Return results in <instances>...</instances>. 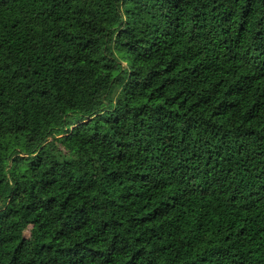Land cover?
<instances>
[{"label": "trees", "instance_id": "1", "mask_svg": "<svg viewBox=\"0 0 264 264\" xmlns=\"http://www.w3.org/2000/svg\"><path fill=\"white\" fill-rule=\"evenodd\" d=\"M0 264H264V0H0Z\"/></svg>", "mask_w": 264, "mask_h": 264}, {"label": "rangeland", "instance_id": "2", "mask_svg": "<svg viewBox=\"0 0 264 264\" xmlns=\"http://www.w3.org/2000/svg\"><path fill=\"white\" fill-rule=\"evenodd\" d=\"M24 235H25L26 237H28V236H29V231H26V232L24 233Z\"/></svg>", "mask_w": 264, "mask_h": 264}]
</instances>
